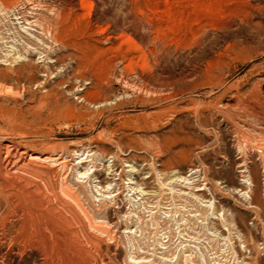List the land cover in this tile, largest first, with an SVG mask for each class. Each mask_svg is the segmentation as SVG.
Masks as SVG:
<instances>
[{
	"label": "rangeland",
	"instance_id": "1",
	"mask_svg": "<svg viewBox=\"0 0 264 264\" xmlns=\"http://www.w3.org/2000/svg\"><path fill=\"white\" fill-rule=\"evenodd\" d=\"M0 148L103 226L73 264H264V0H0Z\"/></svg>",
	"mask_w": 264,
	"mask_h": 264
},
{
	"label": "bare ground",
	"instance_id": "2",
	"mask_svg": "<svg viewBox=\"0 0 264 264\" xmlns=\"http://www.w3.org/2000/svg\"><path fill=\"white\" fill-rule=\"evenodd\" d=\"M27 155L0 148V247L15 251L19 258L34 253L43 264H73L70 253L84 242L95 247L99 241L90 232L102 235L103 226L84 209L65 180L26 161ZM103 202L98 200L97 207Z\"/></svg>",
	"mask_w": 264,
	"mask_h": 264
}]
</instances>
